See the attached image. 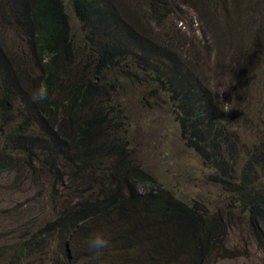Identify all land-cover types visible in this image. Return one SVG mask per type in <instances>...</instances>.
<instances>
[{
  "label": "trees",
  "instance_id": "16d2710c",
  "mask_svg": "<svg viewBox=\"0 0 264 264\" xmlns=\"http://www.w3.org/2000/svg\"><path fill=\"white\" fill-rule=\"evenodd\" d=\"M244 2L247 6L242 5ZM250 2L236 0L237 14L250 8ZM72 4L90 38L82 46L81 51L88 55L83 64L64 0H0L2 23L12 27L11 32L17 33L21 28L28 35L25 58L24 52L19 55L0 33V173L26 170L27 166L30 171L39 169L62 183L66 181L67 186L79 180L77 173H83L82 181L88 185L99 176L92 169V162L101 155L112 156L110 185L98 190L85 188L83 193H88L85 200H76L72 209L63 212V217L51 220L60 223L57 236L64 262L58 264L73 263L75 248L89 250L86 240L92 234V222L98 224L95 230H101L106 221L104 230L112 241L114 230L106 227L112 216L130 217L140 228L131 242L122 236L121 242L127 245L121 246L120 251H129L138 244L148 252L145 246L149 240L151 263L167 264V260L174 263L188 252L191 264H206L215 244L211 240L212 226L197 216L194 207L133 162L128 140L123 136L121 115L113 106L98 105L97 101L102 98L107 103L115 102L107 88L108 84L114 88L106 80L107 73L116 67L123 69L127 66L122 64L126 59L143 74L154 75L152 68H155L160 85L178 107L181 131L188 145L212 164L224 161L221 154L225 152L217 149L228 138L223 125L215 122L220 111L214 110L216 104L193 67L174 56H168L166 64L161 62L164 54L161 46L149 45L150 41L148 44L145 37L137 34L133 24L122 17L125 10L119 3L72 0ZM9 5L13 9L7 12ZM261 32L264 33V27ZM122 37L129 41L119 42ZM41 87L47 88L48 98L33 103L31 96ZM206 146L212 155L205 151ZM261 157L264 158V148L254 144L243 170V180L247 174L252 177L246 183L251 192L239 195L255 232H259V227L264 231V182L259 184L260 178L257 179L250 165H259ZM227 182L238 184L233 179ZM154 229L157 230L153 232ZM28 235L29 239L17 246L15 257L20 260L38 251L42 241L38 228L32 224ZM169 240L178 241L176 250L165 245ZM155 241L160 246L158 251ZM172 250V255L167 256ZM160 258H165L163 263Z\"/></svg>",
  "mask_w": 264,
  "mask_h": 264
},
{
  "label": "rangeland",
  "instance_id": "374dc122",
  "mask_svg": "<svg viewBox=\"0 0 264 264\" xmlns=\"http://www.w3.org/2000/svg\"><path fill=\"white\" fill-rule=\"evenodd\" d=\"M64 2L83 64L88 55L81 51L82 46L90 38L74 12L72 0ZM109 2L123 7L125 13L122 17L133 24L142 39L145 37L148 44L151 42L149 45L161 46L164 53L161 62L166 64L168 56H174L188 62L198 73L200 82L207 87L216 104L214 110L220 111L215 122L223 125V130L228 133L227 140L217 149L225 152L221 154L224 161L212 164L188 145L181 131L178 107L160 85L155 68H152L154 75L143 74L131 64L130 59H126L122 64L127 63V66L123 69L116 67L115 71L107 73L106 80L114 84V88L109 84L107 88L115 102L110 100L107 103L99 98L97 104L111 105L121 115L123 136L128 140L133 162L151 174L161 186L191 207L195 206L194 212L207 222L216 225L211 239L215 242L213 254L206 264H264V236L255 232L239 197L244 191L251 192L246 183L252 177L247 174L243 180V170L248 165L254 144L264 148V33L261 32L264 27V0H251V7H246L239 14L235 8L236 0ZM242 5L247 6V3ZM8 9L13 8L9 5L6 11L10 12ZM2 22L0 18L3 39L19 55L24 52L26 58L28 48L25 39L28 35L21 28L17 33L11 32L13 28ZM124 41L129 40L122 37L119 42ZM145 55L156 61L149 54ZM89 56L91 58L92 54ZM88 61L92 62L91 59ZM226 86L228 88L219 93ZM218 101L232 103L233 108L224 112ZM203 148L213 154L207 146ZM96 160L92 162V169L99 176L88 185L87 181H82L83 173H77L79 180L68 186L66 181L62 183L39 169L30 171L27 166L26 170L0 173V264L64 262L57 236L60 223L51 220L63 217V212L72 209L76 200H85L88 196V193H83L85 188L99 189L110 185L113 157L101 155ZM250 166L252 171L255 169L262 185L264 158L261 157V163L255 165L258 169ZM231 179L237 180L238 184L228 183L227 180ZM94 192L92 190V194ZM140 220L143 221L141 217ZM105 223L101 230H104ZM30 224L38 228L42 241L38 251L26 254V258L20 260L15 257L17 246L29 239ZM90 225L93 234L98 224L92 222ZM106 227L114 230V237L104 255L97 259L93 253L87 255L89 250L75 248L71 264H141V261L157 264L151 263L149 240L145 246L148 252L138 244L129 251H120L121 246L127 245L121 242L122 236L131 242L139 234L140 228L130 217L118 219L112 216ZM85 232L90 233L88 229ZM165 245L176 250L178 241L169 240ZM155 246L158 251L157 241ZM173 252L166 255L171 256ZM164 260L160 258V263ZM176 262L191 264L189 253L182 254Z\"/></svg>",
  "mask_w": 264,
  "mask_h": 264
},
{
  "label": "clouds",
  "instance_id": "9594fccd",
  "mask_svg": "<svg viewBox=\"0 0 264 264\" xmlns=\"http://www.w3.org/2000/svg\"><path fill=\"white\" fill-rule=\"evenodd\" d=\"M228 86H226L222 91H220L219 93H222L225 89H227ZM48 98V90L45 87H41L39 89H37L34 94L31 96V100L33 103H40L45 101ZM219 107L224 111V112H228L230 109H232V103H227V102H222V101H218ZM233 131H235V129H232ZM98 190V189H96ZM191 206V205H190ZM193 206V205H192ZM194 208H196L195 206H193ZM196 212V211H195ZM197 216L199 215L196 212ZM206 220V219H205ZM211 225L212 229L216 226L215 224L211 223V222H207L206 225ZM258 231L260 232V235L262 234L264 236V231L260 229V227L258 228ZM257 232V233H259ZM214 245V244H212ZM86 246L89 249L90 252L93 253V255L99 259L100 257H102L104 255L105 250L109 249L111 247V243H110V239L109 236L107 234V232L105 230H97L95 231L93 234H91L87 240H86ZM177 262L174 263H169L167 260V264H176Z\"/></svg>",
  "mask_w": 264,
  "mask_h": 264
}]
</instances>
